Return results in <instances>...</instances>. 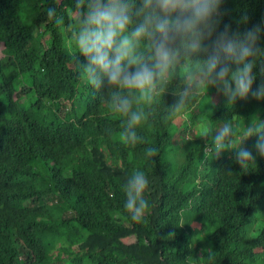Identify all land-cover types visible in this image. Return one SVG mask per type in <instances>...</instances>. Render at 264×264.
<instances>
[{
	"label": "trees",
	"instance_id": "trees-1",
	"mask_svg": "<svg viewBox=\"0 0 264 264\" xmlns=\"http://www.w3.org/2000/svg\"><path fill=\"white\" fill-rule=\"evenodd\" d=\"M75 3L0 0V264H264L257 138L243 142L256 158L244 170L235 150L204 154V136L225 122L264 120V100L249 94L227 106L209 88V100L197 97L165 121L174 81L155 118L138 127L143 143L123 144L126 117L109 108L106 87L93 88L77 70L87 61L72 42ZM49 7L64 25L49 20ZM216 20L212 40L226 26L241 36L259 26L264 49V0H222ZM261 67L264 58L252 91L264 83ZM151 146L159 149L154 163L145 155ZM136 170L149 180L141 223L125 210L122 190Z\"/></svg>",
	"mask_w": 264,
	"mask_h": 264
},
{
	"label": "clouds",
	"instance_id": "clouds-1",
	"mask_svg": "<svg viewBox=\"0 0 264 264\" xmlns=\"http://www.w3.org/2000/svg\"><path fill=\"white\" fill-rule=\"evenodd\" d=\"M222 0H76L71 13L75 28L72 42L87 63L77 65L93 88H107L109 108L126 120L121 123L120 140L128 146L143 143L138 127L155 118L156 106L177 81L175 102L166 106L165 121L176 118L197 97L207 95L209 88L226 97L227 106L249 94L264 100V83L252 91L256 77L253 69L264 58V49L257 47L261 28L254 27L242 36L230 34L229 28L216 35V16ZM59 3V0H57ZM46 15L57 25L64 17L49 7ZM206 41H212L210 45ZM143 45V48H142ZM235 65V70L232 66ZM264 74V67L260 69ZM243 138L237 142L238 133ZM213 133V132H212ZM205 157L212 151L219 155L235 150L234 162L241 169L255 163L252 149L243 142L256 137L255 152L264 157V120L253 115L248 126L225 122L215 130ZM159 149L147 147L148 158L157 157ZM149 180L136 170L122 186L126 195L125 210L133 222H144L150 205L145 198ZM207 257L214 251L203 249ZM189 261L191 258H187Z\"/></svg>",
	"mask_w": 264,
	"mask_h": 264
},
{
	"label": "rangeland",
	"instance_id": "rangeland-1",
	"mask_svg": "<svg viewBox=\"0 0 264 264\" xmlns=\"http://www.w3.org/2000/svg\"><path fill=\"white\" fill-rule=\"evenodd\" d=\"M2 48H3V45H0V51L2 50ZM1 53H2V52H1ZM206 97H207V99L209 100V96L206 95Z\"/></svg>",
	"mask_w": 264,
	"mask_h": 264
}]
</instances>
